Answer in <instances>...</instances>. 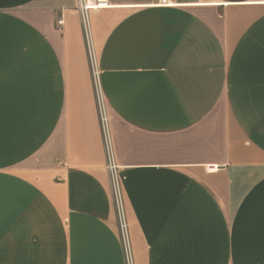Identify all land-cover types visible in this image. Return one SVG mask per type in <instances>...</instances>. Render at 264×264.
Listing matches in <instances>:
<instances>
[{
	"label": "crops",
	"instance_id": "0c3cea01",
	"mask_svg": "<svg viewBox=\"0 0 264 264\" xmlns=\"http://www.w3.org/2000/svg\"><path fill=\"white\" fill-rule=\"evenodd\" d=\"M155 1L89 13L135 264H264V0ZM75 5L0 0V264H124Z\"/></svg>",
	"mask_w": 264,
	"mask_h": 264
},
{
	"label": "built area",
	"instance_id": "2783aa9c",
	"mask_svg": "<svg viewBox=\"0 0 264 264\" xmlns=\"http://www.w3.org/2000/svg\"><path fill=\"white\" fill-rule=\"evenodd\" d=\"M158 6H168L170 0H156ZM110 5V0H76V11L80 16L81 28L84 35V44L86 46L87 60L90 67V76L93 83V93L95 95L96 107L99 116V126L101 127L102 143H104L106 171L110 179V188L112 199L116 211L119 238L121 240L124 264H135V256L132 250L131 240L129 237V224H127L126 213L124 208L122 176L119 173V166L114 159L113 144L111 143L110 130L108 127V112L106 111L104 96L100 83V68L97 62V53L93 46V39L90 23V10L100 9ZM62 19L57 20V25L62 24Z\"/></svg>",
	"mask_w": 264,
	"mask_h": 264
}]
</instances>
